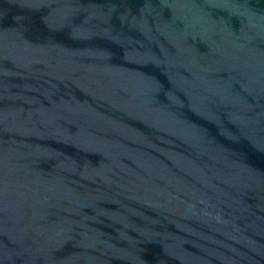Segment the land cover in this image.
Listing matches in <instances>:
<instances>
[{
	"label": "water",
	"instance_id": "water-1",
	"mask_svg": "<svg viewBox=\"0 0 264 264\" xmlns=\"http://www.w3.org/2000/svg\"><path fill=\"white\" fill-rule=\"evenodd\" d=\"M0 264H264V0H0Z\"/></svg>",
	"mask_w": 264,
	"mask_h": 264
}]
</instances>
